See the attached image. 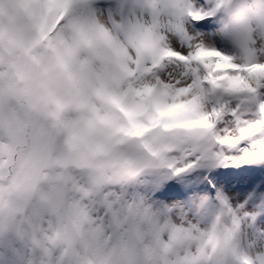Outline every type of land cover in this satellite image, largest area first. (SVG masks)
Masks as SVG:
<instances>
[{
    "label": "snow or ice",
    "instance_id": "1",
    "mask_svg": "<svg viewBox=\"0 0 264 264\" xmlns=\"http://www.w3.org/2000/svg\"><path fill=\"white\" fill-rule=\"evenodd\" d=\"M0 264H264V0H0Z\"/></svg>",
    "mask_w": 264,
    "mask_h": 264
}]
</instances>
